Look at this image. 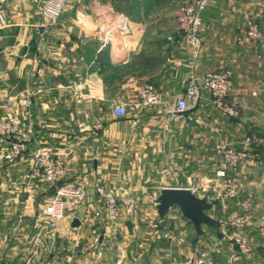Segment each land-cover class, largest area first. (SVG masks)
<instances>
[{
    "label": "crops",
    "instance_id": "obj_1",
    "mask_svg": "<svg viewBox=\"0 0 264 264\" xmlns=\"http://www.w3.org/2000/svg\"><path fill=\"white\" fill-rule=\"evenodd\" d=\"M45 1L0 2V119L11 114L6 108L9 98L27 86L34 92L41 90L34 108L31 148L47 146L68 154V173L63 181L76 186L86 184L90 199L73 215L80 220V226L73 227V222L65 220L57 225V237L42 241L38 236L44 234L46 222L40 211L44 198L51 196L49 189L34 190L32 199L31 189L21 183L33 166L30 154L8 163L0 149L9 178V188L0 195L4 205L0 228L5 230V225L15 221V226H22L21 234L36 239L38 243L29 257L33 260L50 247L58 253L67 252L68 259L80 260L82 251L92 242L88 220L98 208L92 205L96 201L95 187L111 182L124 189L122 196L136 203L154 204L147 209L137 207L136 214L145 218L157 210L156 187L162 186L160 193L162 188H192L194 184L198 187L195 193L213 203L209 214L219 221L220 228L222 216L231 212L218 205L216 193L207 192L203 177L220 169L216 146L229 139L223 137L219 118L213 114L206 95L190 113L177 117L168 113L185 94L191 59L187 36L176 35L175 31L174 11L182 0H75L70 12L50 30L46 44L39 45L33 26L40 20L39 11ZM241 5V0H210L203 13V52L196 62L198 74L225 68L237 72L246 66L252 52L247 45H237L245 28ZM121 15L127 16L133 27V34L125 40L127 48L120 40L113 46L105 45V32ZM147 84L160 95L161 104L156 108L140 105L139 89ZM119 104L126 106V117L114 116L113 108ZM70 123L83 126L71 128ZM98 123L104 126L100 131L96 129ZM93 155L91 162L89 156ZM171 171L178 172L180 179H173ZM3 187L5 183L0 178V188ZM137 189L147 194L141 197L143 200L135 198ZM180 213L171 210L167 217L172 222L182 218L188 223ZM101 225L104 224L99 223L100 233L106 234L101 240L108 251L115 244L110 234H116L119 227L108 230ZM150 229L146 252H135L133 256L131 245H118L116 258L111 257L110 264H156L157 259L166 260L165 264H182L192 236L199 245L213 242L220 233L219 229L205 227L206 236L199 237L194 227L183 232L181 229L176 236L185 241L186 246H182L162 239ZM51 257L55 261L56 257ZM16 264L26 262L18 260Z\"/></svg>",
    "mask_w": 264,
    "mask_h": 264
},
{
    "label": "rangeland",
    "instance_id": "obj_2",
    "mask_svg": "<svg viewBox=\"0 0 264 264\" xmlns=\"http://www.w3.org/2000/svg\"><path fill=\"white\" fill-rule=\"evenodd\" d=\"M1 1L2 0H0V2ZM72 1L73 4L76 2L75 0ZM185 1L186 0H182L181 5L184 4ZM241 2V16L244 20L245 28L243 35L240 36L237 40V45L241 47H244L246 45L249 46L252 54L246 61V66L243 69L244 71L242 69H237V72H235L233 70L234 68H225L216 72H210V74H230L232 87L223 100V103L218 106L212 99H210V102L213 107V114L219 118L221 128H223V130L221 131L222 134H225L223 135V137H227L229 139L228 142L222 141L218 145H224L230 149H234L237 151L243 149V143L249 137L262 138L264 140V0H241ZM181 5L177 10L174 11V19L177 25L175 31L177 33L176 35L181 34L187 36L188 38V35L180 29L177 21V12ZM205 10L202 12V20ZM252 23L258 25L260 28L259 35L255 39H250L248 37V28ZM170 41L173 45H176L174 37H171ZM74 125H76L77 129L79 128V125L80 127L83 126V124L70 123L68 124V127L72 128ZM228 126L230 127L227 130ZM252 151L254 154V159L252 161L241 162L236 168L231 167L216 153L219 162H221L222 164L218 171L224 170L226 172L227 178L232 182L231 189L229 190L226 188V185L224 183L217 182L216 174L218 171L207 172L204 174L203 182L205 184V189L207 190V192L211 191L213 193H216V195L219 191H222L224 194L226 193V196L222 195L218 197L217 195V203L219 206H221V208L223 206H226V208H228V210H230L231 212V214L222 216L223 218L221 219L223 221L220 223V233L218 236H215L216 239L213 240V242H203V244L197 245L194 241V236L189 239L190 241H192L190 242L192 244V247L198 246L202 249L210 251L209 264H228L229 258L232 254H238L240 256L238 264H264V144H255L252 147ZM64 157L67 163V159L69 158L68 154H65ZM94 157V155L89 156V158H91V162ZM3 158L0 159V178L1 182L5 183V187H3L2 189L0 188V195L6 193V190L9 188V178L7 179L6 177V167L4 165L5 162H3L5 159L3 160ZM170 173V176H172L173 179H180L177 175L178 172L171 171ZM66 176L61 179V183L64 182L63 180L66 178ZM206 180H209V183L207 182V185L205 183ZM60 182L53 188H49V195H54L56 189L59 186H62ZM161 187L162 186L155 188L157 198L160 195L159 189ZM197 188L198 187L193 184L192 188L189 189L195 191ZM228 191H231V193L233 191V194L235 196L231 197V195L228 194ZM17 193L20 194L21 192L19 193L18 191ZM145 195L140 193L138 189L135 190V198H138V196L141 198ZM94 199L96 201H92V205L94 204L95 206H98V208L94 209V213L92 210L93 214L88 220V231L91 234L93 233L92 242L95 244H105V242L101 240V237L104 238L106 234L100 233L101 230H99V223L104 224L101 225L102 227H108V230L119 227L118 231H116V234H110V237H113V242L115 243L114 246H109L107 251V246L105 244V264H110V261L116 258L115 256L118 252V245H131L133 256L136 254L135 252H140L142 250L146 252V245L149 241L148 238H150L149 233L152 232V230H149V228H153L158 236L159 234L161 235L162 239H165L164 233L166 229V232L169 231L172 235L176 236V233H181V229L183 232V229L185 230V228H188V230H191L193 228L190 222L187 223L182 218L173 222L168 217L160 219L157 210H154V213H148L151 215H149L150 217L148 216L146 218L142 217L141 214L134 213L133 215L129 216L124 213L120 220L115 223H111L108 219H106V215L104 214V212L102 213L104 217L97 219L95 218V213L97 211L103 210V204L96 197ZM85 203L86 202H84L82 205H79L77 209L84 206ZM247 203L250 204L249 214H251L252 216L250 223L245 224L243 227L234 226L233 222L234 220H236V217L241 216L245 213L244 204ZM135 204L137 205V207H139V209L144 207H146L147 209V206L153 207L154 205L151 202L144 203L142 201H138L137 203L135 202ZM3 206V202L1 201V225L3 222L1 216L4 212ZM41 212L42 210L40 211V213ZM173 212L178 214L180 213L179 210H172V213ZM19 221L21 224H23V220L20 219ZM63 221L65 220H61L59 221V223ZM66 221L70 222L69 219H67ZM15 223L16 222L13 221V223H9L11 225H5V230L4 228H0V264H16L18 260L23 263L26 262V264H90L89 261L93 257L92 255H94V249L86 251L84 248L80 255V260H74L73 257H70V259H68L67 252L58 253L51 247L48 250L43 251L42 253H38L36 255L37 257L34 258L35 260L29 258L31 257V255H33V253L31 252L34 251L33 249L38 242L28 234H21L23 233L22 226L20 224H18V226H15ZM45 225L46 224H44V227ZM223 231L227 232L226 236H223ZM57 235H51V229L48 230L47 228H45L44 234L38 237H41L42 241H44L43 238L52 240L53 238H51V236L55 238L57 237ZM176 237L178 239H183L179 238L178 236ZM177 238L165 240H168V242H176ZM237 239L246 240L248 244L246 249H243L241 245L236 242ZM189 254L190 247L188 255ZM51 256L56 257L55 261L52 260ZM106 258L108 259V263ZM184 261L182 264H185ZM165 263L166 260L163 259H157L156 262V264Z\"/></svg>",
    "mask_w": 264,
    "mask_h": 264
},
{
    "label": "built area",
    "instance_id": "obj_3",
    "mask_svg": "<svg viewBox=\"0 0 264 264\" xmlns=\"http://www.w3.org/2000/svg\"><path fill=\"white\" fill-rule=\"evenodd\" d=\"M210 0H186L177 12V21L180 29L188 35L191 59L188 63V77L185 94L178 100L175 106L169 108L168 113L172 117L182 116L192 112L199 106L205 95L210 97L218 106L223 103L226 95L232 87L229 73L223 74H203L200 75L196 69V62L202 54V12L207 8ZM73 5L72 0H47L40 8V20L33 26L34 32L38 37L39 45H45L50 30L56 22L65 14L70 12ZM248 37L255 39L259 35L260 28L252 23L248 28ZM133 34V27L128 17L121 15L118 21L110 26L105 32L104 43L113 46L120 40L124 48H127L126 39ZM41 93L34 92L27 86L19 95L11 97L6 102V108L11 114L6 118L0 119V149L7 162H15L25 155L30 154L33 166L22 178V185L31 189V198L34 199V190L40 187L53 188L62 178L67 175L68 168L64 154L55 152L50 147L31 148V133L33 120L35 119L34 108L37 105L36 97ZM140 105L147 109L156 108L161 104V98L153 85L147 84L139 89L138 94ZM116 118L126 117L127 108L124 105H117L113 108ZM103 124L98 123L96 129H103ZM264 144L262 138H247L240 151L230 149L224 145L216 146V153L231 167L236 168L241 162L252 161L254 154L252 147ZM217 182H222L226 188L231 189V180L227 178L226 172L220 170L216 174ZM193 191V190H192ZM124 189L111 182L108 186L99 184L95 187L94 195L103 204V210L95 213V218L106 215L111 223H115L123 216L133 215L137 212V205L127 196H122ZM195 193V191H193ZM226 194V193H225ZM222 191L217 193L218 197L225 195ZM234 197L233 191H228ZM227 195V194H226ZM225 195V196H226ZM90 198V192L86 184L59 186L54 195L45 197L42 204L41 218L45 220V227L51 229V235H57V225L61 220L74 221L73 216L79 205H82ZM245 213L236 217L233 224L236 227H243L250 223L252 216L249 214L250 204H244ZM167 230V229H166ZM164 233V238L171 240L177 238L169 231ZM227 232L223 231V236ZM237 243L246 249L247 242L244 239H237ZM179 245L186 246L183 239L176 241ZM105 244H95L90 242L86 251L94 249V255L90 259V264H105ZM210 251L195 246L190 247V254L186 257L185 264H209ZM240 256L232 254L228 264H238Z\"/></svg>",
    "mask_w": 264,
    "mask_h": 264
},
{
    "label": "water",
    "instance_id": "obj_4",
    "mask_svg": "<svg viewBox=\"0 0 264 264\" xmlns=\"http://www.w3.org/2000/svg\"><path fill=\"white\" fill-rule=\"evenodd\" d=\"M213 203L208 198L199 197L189 188H162L156 199V209L160 219L168 216L171 210H179L181 214L193 225L199 237L206 236L205 227L218 229L219 221L209 213ZM81 225L79 219L72 223L73 227Z\"/></svg>",
    "mask_w": 264,
    "mask_h": 264
},
{
    "label": "trees",
    "instance_id": "obj_5",
    "mask_svg": "<svg viewBox=\"0 0 264 264\" xmlns=\"http://www.w3.org/2000/svg\"><path fill=\"white\" fill-rule=\"evenodd\" d=\"M60 184H61V185H65V183H64V182H63V183H61V182H60ZM218 229H219V227H218ZM218 229H215V230H218Z\"/></svg>",
    "mask_w": 264,
    "mask_h": 264
}]
</instances>
